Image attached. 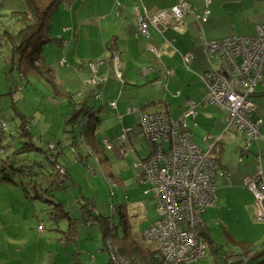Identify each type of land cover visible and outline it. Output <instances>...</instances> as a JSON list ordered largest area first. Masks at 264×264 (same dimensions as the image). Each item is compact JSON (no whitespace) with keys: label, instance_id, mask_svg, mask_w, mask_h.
Segmentation results:
<instances>
[{"label":"rangeland","instance_id":"rangeland-1","mask_svg":"<svg viewBox=\"0 0 264 264\" xmlns=\"http://www.w3.org/2000/svg\"><path fill=\"white\" fill-rule=\"evenodd\" d=\"M14 1L16 3L19 2L20 6H16L14 9L7 6V4L14 3ZM62 2L63 4L60 8L63 11H68L65 7L64 0ZM27 9V5L23 0L1 1L0 30L6 27L15 31V21L12 18L13 11H26ZM245 12L250 21H246L243 18L244 15H241V17L235 16L231 20L217 19L218 22H221L222 26L215 31L212 30V35L221 40L222 38L227 39L229 38L227 36L233 34L242 35L250 32L254 28V25L264 23V0H261L253 8ZM54 13L53 30L49 32L50 41L45 45L58 43L55 41V38L59 37L57 35L58 32L62 35L64 34L62 31L64 29L60 28L58 31L56 26V23L60 19H64L63 12H60L58 15L55 14V16ZM150 18L154 19L155 16ZM39 48L40 44L36 43L33 45L31 51L35 50L39 52ZM50 49L51 47L47 48L45 53L42 52V55L38 53L42 59H40V64L37 61V65L40 66V72L44 75L40 74L39 77L32 75L29 77V82L20 78L17 59L13 60L7 57L0 59V93L8 94L17 91V94L13 93L14 95H7L0 98V119L6 121L0 122V130L7 129L6 134L9 137L6 139V143H20L17 130L19 119L21 118L17 117L13 109L15 105L18 110L27 116L28 123L33 132L39 134L34 136L38 138V141L36 139L37 144L42 147H47V149L48 147L52 149L55 147L53 151L56 153L57 146H49L48 144L54 143L59 145L58 150L62 148L59 161L63 163L62 172L66 178V182L64 191L61 188L62 191L60 190V192H55L54 194L57 200H60L64 204L65 208L55 207L56 204H50L39 198L30 199L20 187L13 183L0 181V264H104L110 259V256L104 250L105 242L103 233L99 227L102 224L95 221L90 215L88 217L89 220L87 222L84 221L82 213L83 205L89 203L96 214L105 218H112L113 223L119 222V212L121 210L130 222L131 218L129 213H131V208L130 210L126 208L128 199L130 197L131 204L139 203L138 201L140 200L146 204L145 206L149 212L148 220L141 224V227L146 228L150 220L157 217L154 210L155 200L153 199V195L145 194L146 188L137 183L136 177L139 172H143L142 165L147 162L146 160L151 155L143 160L141 164L140 158L136 154L133 156L128 155L125 159H119L117 155L124 158L128 152L131 153L134 150L130 133L127 132L126 134V131L123 129L120 137L126 135L125 144L121 147V149L123 148L125 150V155L118 149V143L111 150L113 152L107 149L104 142V140H110L107 135L104 136L106 139L104 137L99 138V151L96 146V149L92 151L99 161H97L99 165L94 159L90 163H84L83 161L85 160H83V157L79 156L78 153L75 155V151H79L87 157L89 155L90 157L92 156L90 154L92 152L88 149L87 145L86 149H84L82 145L78 147L77 144L71 143L73 138L71 137V131L78 127L75 126V122L81 115L75 116L74 120L69 117L75 111L76 103L83 102V98L79 96L92 76L88 77L86 71L77 70L79 65L73 64L72 58L70 57L67 59L65 57L62 58L68 62L67 65L62 64L61 57L64 56V53L60 52L56 54ZM65 55H67L66 52ZM4 56L3 54L1 57ZM50 68L57 72L58 77H56L60 83L56 82L53 85V79L48 83L45 70ZM41 75L42 77L40 78ZM60 87L63 89H59ZM65 90L73 95L75 99L67 101L61 98ZM87 90L89 91V89ZM261 91L263 90L259 87L258 92ZM175 92L176 90H170L171 95H174ZM199 92L202 93L200 88ZM174 97V103L177 104L178 97L176 95ZM255 102L257 106L259 105L264 115V96L255 98ZM100 106L94 104L91 107L95 110ZM195 111L199 116L197 125L193 126L194 133L197 136V143H199L202 149L207 150L208 145L203 139L207 138L209 134L216 136L217 138L214 139L213 143L218 146L217 148L222 149L223 152H225L224 145L228 144V150L224 155L226 161L230 158V164L234 165V160L229 154L233 149V145L243 149L245 148L243 134L237 130L235 125L227 129L228 123L223 127H216L217 124L219 125V121L226 122V113L219 109L213 107L200 109V107H197ZM206 114L211 115L216 121L206 120ZM258 116H260V113H258ZM82 118L80 117V119ZM105 118L103 120L104 127L102 128H105V132L106 130L111 132L115 123L106 121ZM82 120L85 122L84 119ZM66 127H68L67 130L71 141H67L68 138L65 139ZM88 127L85 122L83 126L84 130L87 131ZM134 128L136 131L139 130L141 135L138 122L135 123ZM224 132H226V137L224 140H221L220 136ZM10 134H13L15 138H11ZM142 140L148 143L144 137ZM212 140L213 137H211L210 141ZM59 141L61 142L59 143ZM110 141L115 142L112 139ZM102 144H104V147L109 152L102 148ZM148 144L150 145V143ZM142 147L147 149L146 145ZM10 150L13 149L11 148ZM10 150L9 153L11 152ZM5 151L4 148L0 147V154L5 153ZM104 151H106L109 158H112L111 166L109 165L110 159H105ZM252 162L254 161H250V163ZM66 167H70V173L67 172L68 169ZM254 167L252 169L256 170L255 165ZM240 189L238 187L234 190L240 191ZM241 194L244 193L228 191L219 185L218 198L221 202L216 207L217 210L213 211L212 216L214 217L212 219L209 217L211 240L215 242V245L219 249L222 248L221 250L225 253L231 250H241V247L251 246L249 244L251 242L256 251L260 250V248L261 250L264 249V220L261 221L258 218L257 200L254 198L256 217L250 219L244 210L243 200L239 201L241 199L239 195ZM40 226H43V231L39 230ZM203 240L207 245L206 254L203 259L190 264H224V259L220 257V251L213 252V244L211 241L209 243L206 237ZM106 241L107 246L114 245L111 235L107 237ZM101 250H104V252H101ZM93 257H95L96 263L92 260ZM112 263L116 264L115 261H112Z\"/></svg>","mask_w":264,"mask_h":264},{"label":"crops","instance_id":"crops-1","mask_svg":"<svg viewBox=\"0 0 264 264\" xmlns=\"http://www.w3.org/2000/svg\"><path fill=\"white\" fill-rule=\"evenodd\" d=\"M177 1L64 0L65 7L68 11H63L60 8L63 4L61 1L54 11L55 13L53 12L54 16L55 14L58 15L60 12H63L64 19H60L56 23V26L58 31L60 28L64 29L62 30L64 34L62 35L58 32L57 35L59 37L55 39H63L64 43L43 45L40 50L41 55L42 52L45 53L46 49L51 47L50 50L56 54L60 52L64 53L61 59L64 57L66 59L69 57L72 58V63L77 66L79 65L77 70L86 71L88 77L92 76L89 82L86 83L85 89L81 91L79 97L85 100L88 99L85 105L89 106L90 112H87L88 115L84 119L90 121L93 114L94 117L99 119L98 126L91 128L92 133H94V139L92 141L94 150L97 148L99 151L98 140L100 137L107 135L110 140L115 141L120 137L123 129L130 133L135 151L128 152L124 158L117 155L118 158L125 159L128 155L133 156L136 154L140 158L141 164L143 160L147 159L154 152V147L143 141L142 134L140 135L139 130L136 131L134 128L135 123H139L143 112L162 111L174 119H179L188 110L192 102L197 104L196 108H212V106L201 103L205 93L204 78L208 77L210 73L221 70L219 59L206 46L209 41L221 40L212 35V30L215 31L222 26L221 22H218L217 19L231 20L235 16L241 17V15H244L243 18L246 21H250L245 11L253 8L261 0H188L196 13L201 16L199 20L193 15H188L183 20L182 25L173 27L167 26L165 23H158L157 25L150 24L147 35L144 36L139 33L140 17H145L147 14L150 17L156 16L176 6ZM7 6L14 9L16 6H20V4L14 1V3L7 4ZM27 11L28 9L26 11L16 10L13 12L25 13ZM262 24L264 25L263 22L254 25V28L250 32L242 35L256 34L257 27ZM53 25L54 18L52 15L50 31L53 30ZM235 35L239 34H233L227 37ZM111 46L114 48L111 49ZM65 52L67 55H65ZM187 54L192 55L191 61L188 64L184 60V56ZM67 64L68 62L65 65ZM92 64L98 66L96 73L91 67ZM49 66L51 67L50 64ZM52 71L57 76V72L53 69ZM118 72L122 73V79L118 78ZM57 77L55 83L59 82ZM199 88L203 94L199 92ZM59 89L63 88L60 87ZM87 89L92 92L90 95ZM171 89L176 90L174 95L178 97L177 104L174 103V95L170 94ZM262 90L258 93L257 97L261 98V96H264V89ZM63 93V97H61L63 99H75L66 90ZM88 95L90 97L87 98ZM71 96L72 98H70ZM115 101L117 102V106L115 109H112L110 104ZM78 104L76 103V105ZM94 104L101 106L93 110L91 106ZM258 112L264 120V115L259 105ZM104 118L106 121L115 123L111 132L108 130L105 132V128H102L104 127ZM198 118L197 113L195 117H191L188 120V127L195 143H197V136L194 133L193 126L197 125ZM205 119L208 121H216L211 115L207 114ZM219 122V125H216L217 128L220 126L223 127L228 123L227 121L224 123L222 121ZM230 126L232 125H228L227 129L231 128ZM71 137L66 132L65 139L68 138L67 141H71ZM211 137H213L212 141H210ZM220 137L221 140H224L226 132ZM215 138L217 137L209 134L207 138L203 139L208 145L207 150L202 149L199 143L197 144L202 150L211 153L220 173L226 172L231 176L230 179L220 175L215 178L217 198L219 185L228 191L244 193L239 195L241 196L239 201L243 200L245 212L250 219H254L256 217V209L254 208L255 197L247 187V184L256 179L258 174L264 173V142L262 140L264 139V128L262 138L259 139L257 145L252 150L245 151L243 148L233 145V149L229 155L232 156L234 165L230 164V158L226 161L224 155L228 150V144L224 145L225 152L222 151L220 154L217 152L219 150L217 148L218 146L213 143ZM74 142L72 140L71 143L74 144ZM116 143L117 140L114 144ZM144 145L147 146V149L142 147ZM102 148L106 150L104 144H102ZM84 149L86 148L84 147ZM104 155L110 159L109 165L111 166L112 158H109L106 153ZM250 161L254 162L250 163ZM85 162L87 161L85 160ZM254 165L256 166V170L252 169ZM138 176L136 177L137 183H139ZM238 187L241 188L240 191L234 190ZM138 202L131 204L130 197L128 199L126 208L129 210L131 208V213H129L131 219L129 223L136 230L144 231L157 221L156 200L154 210L157 217L151 219L146 228L141 227V224L148 220L149 212L144 202L140 200ZM220 202L221 200L219 201L218 198L217 205L214 208L208 209L203 214L204 228L210 230L211 224L209 217L210 219L214 217L212 216L213 211L217 210L216 207ZM256 207L258 208V205Z\"/></svg>","mask_w":264,"mask_h":264},{"label":"built area","instance_id":"built-area-1","mask_svg":"<svg viewBox=\"0 0 264 264\" xmlns=\"http://www.w3.org/2000/svg\"><path fill=\"white\" fill-rule=\"evenodd\" d=\"M188 15L197 20L201 18L188 0H178L176 6L157 14L154 19L148 15L140 17L139 33L147 35L150 24L182 25ZM206 46L219 59L221 70L204 78L205 93L201 103L225 112L228 124L235 125L243 134L244 150L250 151L263 134L264 120L258 116L255 98L259 87L264 89V25L258 26L254 35H235L209 41ZM191 56H184L187 64ZM91 67L96 73L98 66L92 64ZM118 78H122L121 72ZM196 105L192 102L179 119L162 111L141 115L142 137L154 147V152L142 165L139 183L146 188V195H153L158 213L157 221L143 232V236L155 244L163 264H190L203 259L207 245L198 228L204 225L203 214L217 205L215 178L218 175L231 178L229 173L219 174L211 153L202 150L193 139L188 120L197 115ZM116 106V101L110 104L112 109ZM125 136L117 140L123 155L125 150L121 147L125 144ZM104 142L109 151L114 148L113 142ZM262 173L247 184L257 200L261 221L264 220ZM39 230L43 231V226ZM113 261L127 264L115 257Z\"/></svg>","mask_w":264,"mask_h":264},{"label":"trees","instance_id":"trees-1","mask_svg":"<svg viewBox=\"0 0 264 264\" xmlns=\"http://www.w3.org/2000/svg\"><path fill=\"white\" fill-rule=\"evenodd\" d=\"M23 1L27 4L28 11L25 13H12L16 30L12 31L6 27L0 30V59L6 57L8 59L12 58L13 60L17 59L19 64L18 69L20 78L29 82L30 76L33 75L35 77H39L40 74H43L40 72V66L37 65L38 62V64H40V59H42L40 58V50L44 44L49 43L50 41L49 32L51 29L52 15L62 0ZM55 41H58V43L62 42V44L64 43L63 39H55ZM36 43L40 44L39 52L31 51L33 45ZM113 48L114 47L111 46V49ZM38 53L40 54L38 55ZM3 54L5 56L1 57ZM62 62L66 64L65 60H62ZM45 74H47L46 79L48 80V83L52 81L51 79H53L52 83L55 85L56 75L53 74L52 69H46ZM41 77L42 75L40 78ZM13 93L17 94V91L8 94L0 93V98L7 95H12ZM91 93V91H88L89 95ZM89 95L87 98L90 97ZM70 98H72V96ZM67 101H70V99ZM85 102H88V99H83L82 103L76 105L75 111L69 117L73 118V120L74 117L78 115H81V118H85L86 115H88L87 112H90V108L88 105H85ZM13 109L15 110L17 117L21 118L19 119L17 130L20 143H6V139L9 137V135L6 134L7 129L0 130V147L6 150L5 153L0 154V181L4 183H13L14 185L20 187L23 191H25L26 196L30 199L39 198L43 201L49 202L50 204H56L55 207L65 208L64 204L60 200H57L56 195L54 194L55 192H60L61 188L63 190L66 182V178L62 172L63 163L59 161L62 148L58 150L59 145L57 146L55 144H48L49 146H57L56 153L53 151L55 147L54 149L49 147L47 149V147H42L41 145L37 144L36 139L38 141V138H35L34 136L39 134H35L33 132L30 124L28 123L27 116L18 110L15 105ZM80 117L75 122V126L78 127L71 131L73 137L72 140L75 141L74 144H83L82 146L85 148L87 145V147L92 152L94 151V147L92 145L94 133H92L91 128L98 126L99 119L94 117V114L92 115L90 121L82 118L86 123H89L88 129L85 131L83 128L85 122H83ZM0 122L6 121L0 119ZM263 128L264 127H262V130ZM67 129L68 127H66L65 132H68ZM10 137L15 138L13 134H10ZM60 142L61 141H59V143ZM11 148L13 150H10ZM9 150L11 151L10 153ZM134 151L135 150L132 152ZM222 151V149L217 150V152L220 154ZM77 153L79 156L83 157V160L87 161H83L84 163H90L94 159L99 165V161L96 159V156L93 154V152L90 153L92 158L90 155L87 157L86 155H83V153L75 151V155ZM104 153H106V151H104ZM105 157L108 159L107 156ZM68 168L66 167V169ZM91 168L94 169L93 167ZM67 172L70 173L69 170H67ZM56 201H58V203H56ZM82 209L84 221L87 222L90 215L95 221H98L102 224V226L99 227L103 233L105 242L104 250L107 251L110 256V259L104 264H114L112 263L114 257L124 260L127 264H163L161 258L157 256L159 253L155 244L144 238L143 232L145 230L138 231L136 228L132 227V225L127 220V216L121 210L119 212V222L113 223L112 218H105L96 214V212L92 210V207L89 203L83 205ZM198 231L203 238H208L209 243L211 241L213 244V252L220 251V257L224 259V264H264V249L261 250L260 248V250L256 251L253 248L252 242L249 243L251 246L241 247V250H232L225 253L221 250L222 248L219 249L218 246L215 245V242L211 240V231L209 229L202 226L198 228ZM110 235L114 243L113 246L106 245L107 237ZM104 250H101V252H104ZM92 260L94 263H96L95 257H93Z\"/></svg>","mask_w":264,"mask_h":264},{"label":"bare ground","instance_id":"bare-ground-1","mask_svg":"<svg viewBox=\"0 0 264 264\" xmlns=\"http://www.w3.org/2000/svg\"><path fill=\"white\" fill-rule=\"evenodd\" d=\"M1 1H5V0H1ZM1 1H0V2H1ZM44 45H45V44H44ZM34 51H35V50H34ZM146 113H147V112H146ZM151 113H153V112H150V114H151ZM87 124H88V126H89V123H87ZM139 126H141V119H140V121H139Z\"/></svg>","mask_w":264,"mask_h":264},{"label":"water","instance_id":"water-1","mask_svg":"<svg viewBox=\"0 0 264 264\" xmlns=\"http://www.w3.org/2000/svg\"><path fill=\"white\" fill-rule=\"evenodd\" d=\"M164 23V22H163ZM165 25H167V26H173V27H176L177 26V24H173V25H171V24H167V23H165Z\"/></svg>","mask_w":264,"mask_h":264}]
</instances>
